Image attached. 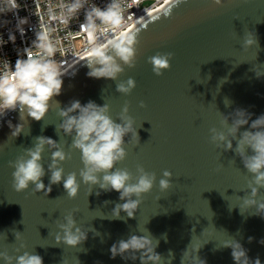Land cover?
Here are the masks:
<instances>
[{"label": "water", "instance_id": "95a60500", "mask_svg": "<svg viewBox=\"0 0 264 264\" xmlns=\"http://www.w3.org/2000/svg\"><path fill=\"white\" fill-rule=\"evenodd\" d=\"M169 7L168 0L125 30L138 29L140 40L135 68H126L119 78L135 79L130 95L117 93L112 80L89 77L86 61H80L62 77V92L54 97L62 108L72 100L81 104L91 100L100 106L106 102L114 120L125 102L129 103L140 143L129 145L126 159L116 167L135 174L139 164L157 176L135 217L127 218L122 211V219H113L115 205L125 201L116 191L104 192L98 186L89 195V187L81 184L75 199L67 197L63 181L52 185L47 196L33 193L32 185L16 192L12 187L14 169L8 162L23 147H31L34 137L60 140L66 152L71 137L57 135L61 120L53 106L42 121H25L24 133L12 139L7 122L15 125L20 121L19 112L11 111L0 118V250L11 252L24 243L28 251L43 258V264H140L139 259L111 258L110 248L131 234L150 232L159 240L155 251L164 257L161 264H169V251L174 254L172 264H180L188 246L189 251L201 247L196 255L205 264H235L231 249L222 247L232 239L242 244L251 261L259 257L264 264V244L260 243L264 215L253 214L256 209L243 207L238 198L245 194L241 190L247 191L250 176L233 151L210 143L209 133L211 127H220V112L229 115L244 109L252 114L251 120L264 114V0H223L222 6L211 0H186L165 18L163 13ZM249 32L259 46L242 47ZM157 52L174 53L171 68L162 76H156L147 62ZM141 101L146 107L139 106ZM80 155L71 151V158L62 163L65 175L77 172L79 179ZM50 159L46 150V186ZM164 170L172 173V184L161 191L159 179ZM260 194L264 197V189ZM74 208L79 209L75 216L78 226L88 232L81 245L69 247L57 243L55 235L57 221ZM15 232H20V241L16 242Z\"/></svg>", "mask_w": 264, "mask_h": 264}, {"label": "clouds", "instance_id": "9594fccd", "mask_svg": "<svg viewBox=\"0 0 264 264\" xmlns=\"http://www.w3.org/2000/svg\"><path fill=\"white\" fill-rule=\"evenodd\" d=\"M169 2L170 7L163 13L165 18L170 17L173 10L186 0ZM211 2L216 6L223 5V0ZM36 3L42 7L36 24L32 26L29 17L19 16L20 0H0V16L11 13L16 21L14 30L8 31V40L15 43L17 32L24 37L26 25H29L34 34L30 46L18 51L14 65L8 59L0 61V118L11 111L19 112V123L13 125L11 120L7 122L11 129L10 137L13 139L24 133L25 121H42L55 106L56 115L61 120L56 125L57 135L62 133L64 137H71V144L70 150L66 152L60 140L46 136L34 137L31 147H23L20 154L8 162V166L14 169L12 187L16 192H23L32 185L33 193L43 192L47 196L52 185L63 181V188L69 199L77 197L81 184L89 187V195L94 186L104 192L114 190L119 193V199L125 202L115 205L112 218L122 219V211L127 214V218H134L143 197L155 187L157 176L155 172L146 171L139 164L135 174L127 168L116 167L126 159L127 147L140 143L138 128L134 126V118L129 114V103L125 102L114 120L110 115V104L106 102L100 106L91 100L86 104L72 100L62 108L54 100V97L61 94L62 77L69 71L67 65L57 59V54L64 51L59 33L65 31L70 35V25L79 19L81 13L84 19L79 30L86 33L87 56L77 60L73 67L80 61H86L89 77L114 81L115 91L121 95L128 96L132 93L136 87L135 79H119L126 68H135L140 44L138 29L124 31L131 21L128 9L133 6L132 2L108 0L103 7L93 0H36ZM3 23L7 25L10 22L5 19ZM4 44L5 41L0 36V46ZM254 44L258 45L257 38L249 32L242 47L247 48ZM173 58L172 52H157L148 57L147 62L156 76H162L171 68ZM139 106L144 108L146 104L141 101ZM220 116V127L209 129L210 143L223 151H233L241 159L250 178L247 179V191L241 190L245 194L238 198L243 207L256 209L253 214L264 215V197L260 194V190L264 189V114L251 120V113L238 108L229 115L220 112ZM245 125L249 127L241 131ZM46 150L51 153L50 163L47 164V173H50L47 186L43 182L46 175L43 154ZM71 151H79L81 154L83 167L79 170V179L77 172L65 175L62 167V163L71 158ZM171 184L172 173L164 170L162 178L159 179V189L166 191ZM96 195H100V192ZM78 212L79 209L74 208L63 216L62 221H57V243L77 247L87 239L88 231L78 226L75 219ZM14 234L16 242L22 239L20 232ZM252 239L249 237V242ZM260 243L264 244V239ZM158 244L159 240L150 232L148 235L131 234L127 239H120L112 244L111 258L120 256L124 260L139 259L140 264H161L164 257L155 251ZM222 247L231 249L235 264H261L259 257L254 262L251 261L247 250L235 239L226 241ZM200 248L189 251L188 246L182 252L180 264H205L196 255ZM168 258L169 264H172L174 254L171 251ZM0 261L3 264H43V258L34 251H28L24 243H20L11 252L7 248L0 250Z\"/></svg>", "mask_w": 264, "mask_h": 264}, {"label": "built area", "instance_id": "2783aa9c", "mask_svg": "<svg viewBox=\"0 0 264 264\" xmlns=\"http://www.w3.org/2000/svg\"><path fill=\"white\" fill-rule=\"evenodd\" d=\"M168 0H130L132 2V7L128 9V14L131 15V21L128 24V29L137 21L149 16L159 7H161ZM98 6L103 7L108 0H93ZM21 9L19 11L20 17H29L30 25L34 26L37 22V16L41 11L42 5H38L36 0H20ZM8 20L10 23L5 25L4 20ZM83 13H81L78 20L73 21L70 25L71 34L68 35L65 31L59 33L62 46L64 51L57 54V59L61 60L67 65L68 68L72 67L77 60H81L87 56L85 48L87 46L86 33L79 30L80 23L83 22ZM15 18L11 13L6 16H0V36L3 37L5 44L0 46V61L3 59H8L14 65L15 60L18 57V51L30 46L32 39H34V34L30 30L29 25L25 26V35L21 37L17 32L15 43L8 40L9 29L14 30ZM67 35V38L64 37Z\"/></svg>", "mask_w": 264, "mask_h": 264}]
</instances>
